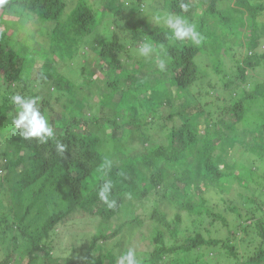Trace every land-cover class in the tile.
<instances>
[{
  "label": "trees",
  "instance_id": "trees-1",
  "mask_svg": "<svg viewBox=\"0 0 264 264\" xmlns=\"http://www.w3.org/2000/svg\"><path fill=\"white\" fill-rule=\"evenodd\" d=\"M159 11L194 23L202 42L172 41L167 26L152 21ZM262 11L247 0H7L0 264H117L145 225L151 249L134 251L139 264H264ZM45 38L51 58L40 60ZM145 42L157 49L148 57L138 52ZM75 56V77L85 78L95 57L108 69L101 85L88 74L90 92L64 73L65 58ZM13 94L39 97L52 138L20 137ZM225 181L239 189L240 207H226L232 221L204 197ZM106 182L111 208L98 195ZM183 212L192 223L182 229ZM61 234L78 254H53Z\"/></svg>",
  "mask_w": 264,
  "mask_h": 264
},
{
  "label": "rangeland",
  "instance_id": "rangeland-1",
  "mask_svg": "<svg viewBox=\"0 0 264 264\" xmlns=\"http://www.w3.org/2000/svg\"><path fill=\"white\" fill-rule=\"evenodd\" d=\"M248 3L251 5V7H258V6H262L263 8V11L261 13V16L259 17V19L261 21L264 20V0H247ZM160 13L162 11H159ZM166 13H161V16L160 17H164ZM154 17V16H153ZM152 17V19H153ZM16 21V20H15ZM14 21V22H15ZM154 21L155 23H157L154 19L152 20ZM163 21V20H162ZM18 22V20H17ZM215 22V21H214ZM264 23V22H262ZM159 25H163V26H166L163 22L160 24V23H157ZM26 27H29V23L26 24ZM32 29H36V28H32ZM27 34V32H23V34ZM229 33L231 34V30H229ZM240 35V34H239ZM237 36L235 35V38L238 37L240 38V36ZM18 37H21L20 34H18ZM234 37H231V41L233 42L235 40ZM17 40V39H16ZM29 43L30 44H34L35 43V37L34 36H31L29 38ZM186 41H189V40H186ZM43 46L40 47V48H43V51H42V54H40V60L44 59V58H51L50 55H48L49 53L47 51H49V44H48V41L47 39L45 38L44 42H43ZM87 55V54H86ZM83 60L81 59L80 62H82ZM65 62L67 63V68L65 69V74L68 75V76H72V79L75 81V82H78L80 83L79 85L81 87H83V92L84 93H87V92H90L91 89H90V86L86 84V79L88 78L87 76H89L88 74H92L93 78H98V80H96V83L100 84L102 83L103 81V78H102V73H101V69L102 71L103 70H108L106 68V66L104 65H100L97 61H96V57L95 59H92L91 60V63L90 64H86V77H75V75L73 74V71L74 70H78V66H79V63H78V58L77 56L73 57L72 59L68 60L65 58ZM38 63V61H37ZM59 63H60V60L56 59L55 60V68L57 69L59 67ZM40 70V67L39 65H35L31 71V74H32V77H34L36 71ZM104 72V71H103ZM144 72V71H142ZM78 76V71L75 72ZM76 79H75V78ZM103 88V87H102ZM1 89L4 90V86H1ZM94 89H97L96 87H94ZM94 101H97V96H92ZM73 101V97L72 96H69L67 98V102L68 103H72ZM93 102V100H92ZM67 118V117H66ZM229 122H233L234 119L233 117L231 118H228ZM222 152L223 153H227V149L225 147L222 148ZM225 160L229 163L231 162L232 160V157L229 156V157H226ZM234 187V188H237L235 190H233L232 192H227V189L228 187ZM237 191H239L238 187H236V183L235 182H232V181H225L224 183V190H219L217 188H214V187H211L208 189V191L206 193H204V197L205 199L207 200V205L209 207H211V209H213V211L217 210V211H222L224 213V215L227 217L228 221H232L233 220V217L234 215L229 212L226 207H229L231 204H235V205H238L240 207V203H239V199L237 197ZM152 200V199H150ZM146 207H148V205H146ZM175 209H172V213L174 212ZM183 216H184V222H183V225H182V229L184 226H189L190 227V224L192 223L191 221V217H188L186 212H183ZM131 216H123V219L124 220H127V219H130ZM86 232L88 231V229L86 228H83ZM148 228L147 226H142V227H139L137 228L131 235H130V240H131V244H130V248L133 250V251H145L147 249H151V246L149 244V237H148V232H147ZM74 233H76V231L78 230H72ZM67 236H63L62 234L59 235V236H56L54 238V241H53V245H52V251H53V254L55 256H59V257H62V258H65L67 256H73L74 254H78L76 253L75 250H72L70 249L69 245L67 244L68 242V238ZM103 264V263H102Z\"/></svg>",
  "mask_w": 264,
  "mask_h": 264
},
{
  "label": "clouds",
  "instance_id": "clouds-1",
  "mask_svg": "<svg viewBox=\"0 0 264 264\" xmlns=\"http://www.w3.org/2000/svg\"><path fill=\"white\" fill-rule=\"evenodd\" d=\"M6 3L7 0H0V7L4 6ZM180 8L187 11L188 5L181 3ZM161 19L170 30V39L172 41L183 42L185 40H190L193 44L202 42L203 37L196 30V25L190 23L186 18L180 15L167 14L164 17H156V22L159 23ZM156 51L157 49L154 48L151 42L142 43L138 49L139 54L144 57H148ZM165 67L166 63L161 59L158 63V68L163 71ZM38 100L39 97H23L19 94L11 95L10 102L16 108V115L12 120V124L19 130V135L23 139L36 138L38 142L44 143L54 136V131L47 117L43 115L37 107ZM57 148L60 151L64 150L62 144H58ZM110 187V183L106 182L100 189L98 195L100 200L107 203L111 208L114 206V202L108 200ZM117 264H139V261L136 258L135 252L130 249L118 257Z\"/></svg>",
  "mask_w": 264,
  "mask_h": 264
}]
</instances>
